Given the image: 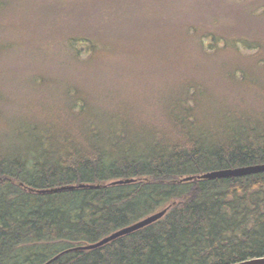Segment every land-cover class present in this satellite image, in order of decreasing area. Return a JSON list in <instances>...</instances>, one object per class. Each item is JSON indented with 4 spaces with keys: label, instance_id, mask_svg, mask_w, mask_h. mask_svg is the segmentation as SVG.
<instances>
[{
    "label": "trees",
    "instance_id": "16d2710c",
    "mask_svg": "<svg viewBox=\"0 0 264 264\" xmlns=\"http://www.w3.org/2000/svg\"><path fill=\"white\" fill-rule=\"evenodd\" d=\"M12 73L31 89L0 91V264H46L169 206L50 264L264 258V173L198 179L264 164V0H0L5 88Z\"/></svg>",
    "mask_w": 264,
    "mask_h": 264
},
{
    "label": "water",
    "instance_id": "95a60500",
    "mask_svg": "<svg viewBox=\"0 0 264 264\" xmlns=\"http://www.w3.org/2000/svg\"><path fill=\"white\" fill-rule=\"evenodd\" d=\"M259 173H264V164H258V165H252V166H246V167H239V168H231V169H223V170H216V171H210L208 173H205L201 176L198 177V179H209V180H215V179H224V178H231V177H243V176H248V175H254V174H259ZM192 178H187L185 181H190ZM133 182V180H127V181H120L119 183H130ZM85 187H92V185H86V184H81V185H69V186H64L61 188H56L54 189L55 192L57 191H65V190H74L78 188H85ZM171 206L156 212L140 221L137 223H134L133 225L127 226L125 228H122L111 235L103 238L102 240L93 243V244H88V245H83V246H78L75 247L74 250L76 251H89V250H94L99 247H102L120 237H123L125 235L134 233L136 231H139L147 226H150L162 218L166 216L168 211L170 210ZM64 253H61L59 256L63 255ZM56 259V258H55ZM55 259L48 261L46 264L52 263ZM238 264H264V258L261 259H254L250 261H244Z\"/></svg>",
    "mask_w": 264,
    "mask_h": 264
},
{
    "label": "rangeland",
    "instance_id": "374dc122",
    "mask_svg": "<svg viewBox=\"0 0 264 264\" xmlns=\"http://www.w3.org/2000/svg\"><path fill=\"white\" fill-rule=\"evenodd\" d=\"M6 24H7L6 27L9 28L10 23H6ZM25 27H27V26H25ZM27 29H29V28H27ZM23 64H25L24 63V59L22 61L19 60V59L16 61V59H15V61H14V59L11 58L7 62L6 66L7 67L16 66V67H19L20 69L26 68ZM9 71H11V70L9 69L7 72H9ZM11 76L12 77H7L8 79L5 78L7 80L6 81V83H7L6 88H5V85L0 82V91H5V90H8V89H9V91H10V89H18V90L22 91L21 93H23L24 90H27V88L29 89L31 87V85H30L31 84V81H30V77L31 76L30 75H29V77H23V78H19V79L18 78L15 79V77H16L15 73H12ZM20 81L22 82V84H20ZM1 86H3V87L1 88ZM20 95L18 96L19 98L22 97V95L21 96ZM19 102H22V100H20ZM14 108H15L14 104H10L9 111L13 110Z\"/></svg>",
    "mask_w": 264,
    "mask_h": 264
},
{
    "label": "bare ground",
    "instance_id": "6f19581e",
    "mask_svg": "<svg viewBox=\"0 0 264 264\" xmlns=\"http://www.w3.org/2000/svg\"><path fill=\"white\" fill-rule=\"evenodd\" d=\"M102 240V239H101ZM100 241V240H99ZM83 246V245H82ZM75 249V247H71V248H67V249H64L63 251H61V252H59L57 255H55L54 257H52L50 260H53V259H55V260H57L58 258H60L61 256H63V255H65V254H68V253H73V252H76V250H74ZM61 253H64L63 255H61V256H59ZM54 260V261H55ZM53 261V262H54Z\"/></svg>",
    "mask_w": 264,
    "mask_h": 264
}]
</instances>
